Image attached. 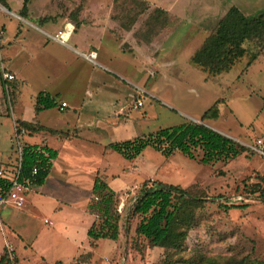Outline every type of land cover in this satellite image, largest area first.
Instances as JSON below:
<instances>
[{"label":"rangeland","instance_id":"1","mask_svg":"<svg viewBox=\"0 0 264 264\" xmlns=\"http://www.w3.org/2000/svg\"><path fill=\"white\" fill-rule=\"evenodd\" d=\"M6 3L9 11L0 6V62H4L6 53L14 51L16 44L9 45L13 42L11 39L24 28L29 36L26 50L35 55L38 49V57L45 63V70L37 67L33 73L26 67L21 71L27 78L25 89L19 94L21 102L33 99V88L43 83L45 72L50 80L53 76L61 79L66 74L62 64L54 59L56 55L61 56V49L53 43L38 47L37 43L46 36L35 26L53 33L65 22H71L70 39L78 36L81 28H93L103 33L101 56H107L113 43L117 46L116 52L124 55L123 59L117 57L105 65L122 78L120 82L133 92L134 98L137 89L144 92L141 107L133 108L130 104L131 113L139 115L143 122L142 135L187 121L198 122L200 115L219 101L216 120L202 123L231 139L235 148L242 146L243 149L233 158L211 164L199 163L201 153L197 150L193 153L194 159H189L179 151L165 157L145 147L134 158L135 166L112 154L116 157L113 160L116 168L119 169V164L121 168L126 166L129 177L123 189L113 191L119 215L118 236L115 241L98 239L92 246L87 244L85 236L91 221L84 210L89 185L84 181L87 175L70 178L69 184L60 188L65 195L74 192V196H64L62 201L56 197L60 213L49 211L48 206L55 202L46 195L40 196L33 188L37 186H30L22 194L19 213L29 218L31 234L37 236L31 245L33 251L1 231L0 251L5 250L3 242L11 240L6 244L14 248L19 258L24 256L25 260L20 258L19 264H53L54 260L60 264H201L207 258L226 256H246L251 260L249 264H264V198L258 192H248L252 184L264 186V156L248 149L256 140L264 147V48L259 50L252 42H244L245 54L241 60L228 71L215 75L189 63L190 55L229 5L244 15H251L264 9V0H117L115 3L113 0H29L25 17L18 14L21 0H6ZM155 9L166 14H158ZM124 24L129 29H123ZM252 53L256 57L250 60ZM46 57L50 65L44 60ZM52 67L56 73L51 71ZM6 82L10 83L1 87L0 92V167L10 170L16 157L9 111L14 95L10 94L19 82H15L14 76ZM128 100L132 102L131 96ZM154 179L184 188L192 197L201 199L178 251L152 247L134 234L139 217L129 214V206L141 183ZM40 256L43 259L39 261ZM85 258L86 262L82 263ZM14 259L15 254L11 264H16Z\"/></svg>","mask_w":264,"mask_h":264},{"label":"crops","instance_id":"2","mask_svg":"<svg viewBox=\"0 0 264 264\" xmlns=\"http://www.w3.org/2000/svg\"><path fill=\"white\" fill-rule=\"evenodd\" d=\"M0 23H2L1 19ZM3 26L5 30V25ZM35 28L46 36L44 40L40 39V42L37 43L38 47L43 48L47 44L53 43L61 49V56L56 55L54 59L64 67L65 76L58 80L54 79L55 76H53L50 80L49 74L45 72V76L42 75V80L45 82L43 81L38 88H33V99L28 98L24 102L20 101L19 94L27 84V78L22 75L21 71L26 67L33 73L38 70L35 69L37 67L45 70L43 59L38 57V49H36L35 55L26 50L25 42L29 39V36L23 28V32L15 36L13 34L14 37L11 39L13 42L10 41L9 45L14 46L16 44L14 51L11 50L6 53L3 56L4 62H0V92H2L1 87L10 83L6 82L7 80L1 76V73L5 71L14 76L15 82H19V84L16 82V85L11 89L14 97L9 111L13 124L15 120H21L44 128V130L38 132H25L21 136V143L45 146L55 153V157L51 159V165L44 182L40 186L33 187L36 188L35 191L40 196L46 195L51 202L57 201L56 197L62 201L64 196H74V192L71 195H65L62 191H59L60 188L67 186L69 184L67 181L70 178L87 175L88 179L84 178L85 183L89 184L86 190L85 210L91 196L90 189L94 177L102 180L112 191L121 190L127 185L129 177L126 166L121 168L122 166L119 164V169H117L116 164L113 162L116 157L112 155L115 153L104 148L111 143L142 136L141 126L143 122H141L139 115L131 113V102L128 98L131 96L133 100V92L120 82L121 77L110 71L105 65L115 61L117 57L124 58L122 53L116 52L117 46L115 43H113V46L110 44L109 53L103 57L99 53L100 39L103 33L97 32L93 28H81L78 36L71 39L69 37L64 45L47 37L55 31L47 33L41 30L42 26H35ZM27 43L30 44V42ZM88 47L90 48L87 49ZM90 51L95 52L93 61L83 57ZM44 60H48V64H51L49 58L46 57ZM52 70H54L53 67ZM20 73L21 75H19ZM53 73H56V71L54 70ZM72 81L74 82L72 83ZM77 81L79 83L76 86ZM129 91H131V95L128 94ZM39 92L55 97V105L52 108L34 112V98ZM60 103H64L65 106L60 107ZM48 130L64 133L65 136L51 134ZM133 161L134 159L130 160L129 163L134 165ZM137 172H139L138 167ZM80 180L82 182V178ZM78 195L79 193L76 196ZM21 207L15 209V211H10V208H13L11 205H0V231L3 234L7 232L9 236L11 234L24 248L28 247L33 251L31 245L35 244L37 236L31 234L32 229L29 218L19 213ZM48 208L49 211L60 213V202L52 203ZM90 216L91 221L87 224L88 226L94 217L93 215ZM57 219H59L58 216ZM42 222L48 224L45 219ZM7 241L10 242L11 240L4 241L3 245ZM72 242H74L73 239ZM2 250L3 248L0 254ZM14 254L16 264L20 263V258L25 260L24 256L19 258L15 250ZM41 259L43 258L40 256L39 261ZM56 261L59 260H54V262Z\"/></svg>","mask_w":264,"mask_h":264},{"label":"trees","instance_id":"3","mask_svg":"<svg viewBox=\"0 0 264 264\" xmlns=\"http://www.w3.org/2000/svg\"><path fill=\"white\" fill-rule=\"evenodd\" d=\"M116 1L113 0L114 3ZM28 2L29 0H21V10L18 13L21 17H25L24 10ZM0 6L9 11L6 0H0ZM154 12L165 13L160 9H155ZM129 27L126 24L122 25L125 30ZM246 41L252 42L259 50L264 48V9L251 15H244L235 6L229 5L225 13L218 18L213 30L203 38L200 46L190 55L189 63L209 75L228 71L244 56L245 48L242 45ZM255 57L256 54L252 53L250 60ZM54 98L47 93H37L33 104L34 112L52 108L55 105ZM218 103L219 101H215L208 107L200 115L198 122L187 121L160 128L140 137L111 143L104 149L117 153L128 161L137 157L145 147H151L165 157L173 151H179L189 159H194L193 153L197 150L201 153L198 162L202 164L233 158L243 147L235 148L231 139L202 123L204 120H216ZM14 125L17 130L22 128L28 133L44 130L39 125L21 120H15ZM48 131L51 134L65 136L64 133L54 130ZM54 157L55 153L45 146L22 144L18 182L27 181L29 186H40L48 174L51 159ZM32 168H35L34 174H31ZM0 169L6 171L3 166ZM10 187V181L0 177V199L7 195ZM248 192H258L259 196L264 198V186L260 187L258 183L250 185ZM90 193L91 198L85 210L94 218L85 231L88 245H94L98 239L115 241L118 236L119 215L115 209L113 191L98 177H94ZM200 206L201 199L192 197L184 188L159 181H143L129 206V214L139 217L134 227V234L141 236L152 247L163 248L165 251H178L183 245L187 230L193 223L194 211ZM86 259L81 262H86ZM13 261L15 263V259ZM250 261L246 256L240 258L226 256L207 258L201 261V264H249ZM0 264H11L4 249L0 254ZM53 264L60 262L56 261Z\"/></svg>","mask_w":264,"mask_h":264},{"label":"built area","instance_id":"4","mask_svg":"<svg viewBox=\"0 0 264 264\" xmlns=\"http://www.w3.org/2000/svg\"><path fill=\"white\" fill-rule=\"evenodd\" d=\"M73 30V25L71 22H65L60 29H58L56 32H54L52 35H47L49 39L52 41H55L61 45H64L68 38L70 37ZM86 59L93 61L95 58V52H87L86 55H83ZM1 76L3 79L9 81L13 79V76L11 74H8L6 72H2ZM142 90L137 89L136 94L137 96L132 100L131 104L133 108L141 107L143 104L142 99ZM65 106L64 103H60V107ZM13 126V136H14V143H15V164L10 170L2 171L0 169V177L6 178L10 181L11 187L7 193V195L4 198L0 199V205H5L7 203H10V205L18 209L23 204V196L22 194L27 190L29 187L28 182L24 181L23 183L18 182L17 176H18V170H19V164H20V155H21V136L25 134V130L22 128L16 129L15 125ZM248 149L254 152L259 153L260 155L264 156V147L260 140H256L252 146H248ZM35 173V168H32L31 174ZM45 222V221H44ZM5 252L7 255V258L9 260L12 259V256L14 254L13 248L10 245H7L5 243Z\"/></svg>","mask_w":264,"mask_h":264}]
</instances>
